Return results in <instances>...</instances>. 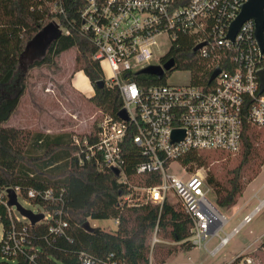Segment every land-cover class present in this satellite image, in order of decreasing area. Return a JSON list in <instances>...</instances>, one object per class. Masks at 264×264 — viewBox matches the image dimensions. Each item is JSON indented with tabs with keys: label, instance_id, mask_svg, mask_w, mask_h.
Returning <instances> with one entry per match:
<instances>
[{
	"label": "built area",
	"instance_id": "1",
	"mask_svg": "<svg viewBox=\"0 0 264 264\" xmlns=\"http://www.w3.org/2000/svg\"><path fill=\"white\" fill-rule=\"evenodd\" d=\"M247 1L88 0L81 13V29L92 38L94 59L100 62L105 86L118 90L122 107L115 116L98 110L96 133L90 127L72 135L73 158L80 165L95 166L100 172L117 170L114 175L120 189L113 204L116 210L149 204L162 207L166 202H178L192 222L188 242L212 256L264 204L263 199L251 214L222 236L229 219L208 198L213 189L207 183L206 169L201 167L191 172L182 163V158L191 151L236 153L241 148L245 125L264 128V90L261 91L264 47L256 38L254 19L246 20L234 39L229 37L231 25ZM55 23L62 32L69 33L59 21ZM163 35L167 36L169 45L161 51ZM181 35L196 36L195 47L203 44L197 50L200 58L209 60L212 72L220 69L210 81V87L201 88L191 82L140 83L136 79L140 71L151 65H163V58L168 57ZM122 110L124 118L119 116ZM131 160L137 161L135 176L151 175L152 182L154 179L158 182H135L126 170ZM9 189L16 192L17 198L24 195L19 186L0 193V203L7 207L13 219L14 207L8 205ZM64 193L63 189H29L24 198L63 205ZM36 205L42 209L37 213L43 212L46 221H53L50 232L65 235L68 222L63 208L46 211L40 204ZM110 218L119 224L118 217ZM26 231L24 228L23 233ZM215 237L219 242L209 248ZM7 240L11 243L3 244L5 253L10 251L15 255L23 250V236L16 233L15 225ZM159 241L155 237L153 244ZM82 259L84 264H92L90 257L82 255ZM244 260L256 264L250 256Z\"/></svg>",
	"mask_w": 264,
	"mask_h": 264
},
{
	"label": "trees",
	"instance_id": "2",
	"mask_svg": "<svg viewBox=\"0 0 264 264\" xmlns=\"http://www.w3.org/2000/svg\"><path fill=\"white\" fill-rule=\"evenodd\" d=\"M87 3L88 0H0V193L19 186L26 198L29 189H63V205L40 198L28 201L40 204L46 211L63 208L68 222L65 235H53L50 232L52 220L43 219L31 225L28 219L16 213L11 219L7 207L0 203L3 231L0 256L6 260L0 264H84L82 255L90 257L92 264H166L178 252L194 248L188 242L192 222L178 202H166L162 207L149 204L116 210L113 204L120 189L117 177L112 171L100 172L93 165H80L73 158V133L33 132L9 124L22 98L33 86L31 71L54 66L56 60L70 50L76 52L74 74L83 71L94 87V95L83 99L91 107L114 116L122 107L116 88L95 86L103 80L104 74L100 62L94 59L91 36L81 29V13ZM56 20L69 33L62 32L40 57L37 55L27 61L29 52H37L31 45L34 37ZM196 38L181 35L162 62L174 58L175 66L171 71H189L191 84L209 88L212 67L209 60L201 59L194 51ZM166 77L159 79L141 74L136 79L143 85H152L165 84ZM92 129L97 132V120ZM261 140H264V128L245 125L240 151H191L182 158V163L191 172L204 167L217 205L231 208L262 170ZM136 163L131 160L126 167L135 182H158V179L152 182L151 175L135 176ZM111 216L119 218L115 231L100 226L87 231L82 227L89 219L102 220ZM13 225L16 233L23 236V250L15 255L2 250L6 241L11 243L7 237ZM24 228H27L25 233ZM154 237L160 241L153 244ZM263 247L264 241L255 251L239 255L228 264H247L244 259L249 256L256 263L264 264Z\"/></svg>",
	"mask_w": 264,
	"mask_h": 264
},
{
	"label": "rangeland",
	"instance_id": "3",
	"mask_svg": "<svg viewBox=\"0 0 264 264\" xmlns=\"http://www.w3.org/2000/svg\"><path fill=\"white\" fill-rule=\"evenodd\" d=\"M160 41L161 51L166 50L169 45L167 36L163 35ZM37 55L39 52H30L27 61L36 58ZM75 55V50H70L62 54L54 66H43L31 71L30 81L33 86L22 98L18 111L9 121L10 125L26 128L33 132L50 134L69 132L73 135L92 128L95 115L99 116L98 109L91 107L84 100L85 98L83 99V97L90 98L94 94L91 88L83 87V94L73 85V82H77L82 76L79 73L74 75ZM190 81L191 74L186 70H173L166 77V82L171 85H185ZM95 118L97 120V117ZM260 147L264 150V140L260 141ZM208 198L217 205L214 191L208 194ZM263 199L264 165L260 174L247 185L236 205L231 208H221L217 205L218 209L229 219V223L224 227V232L221 235L229 233L246 215L251 214ZM18 201L24 208L34 213L42 210L40 206L30 203L22 196L18 198ZM13 209L21 217L17 209L15 207ZM90 223L92 226H100L109 231H115L118 227L113 218L93 220ZM2 233L1 227L0 238ZM219 240L218 237L213 238L209 248H212ZM263 241L264 204L217 255L212 256L203 248H193L190 251L178 252L170 257L166 264H228L240 254L247 255L255 251ZM165 242L171 244L170 241ZM4 261L6 260L0 256V263Z\"/></svg>",
	"mask_w": 264,
	"mask_h": 264
},
{
	"label": "water",
	"instance_id": "4",
	"mask_svg": "<svg viewBox=\"0 0 264 264\" xmlns=\"http://www.w3.org/2000/svg\"><path fill=\"white\" fill-rule=\"evenodd\" d=\"M254 19L256 23V38L260 43L261 47H264L263 40V29H264V0H248L242 5L241 11L236 18V20L232 23L229 37L234 39L237 32L239 31L242 24L248 19ZM62 33L60 26L51 22L47 26H45L33 39L31 45L39 52V55L42 54L46 47L55 39H57ZM203 44H200L194 48L196 52ZM34 51V50H33ZM34 53V52H33ZM30 55V52L29 54ZM175 66L174 58L170 57L167 59L163 65H151L140 71L141 74L155 76L159 79L163 78L166 71H170ZM220 73V69L217 68L212 73L210 81H212L217 75ZM261 91L264 90V73L261 72ZM96 87L102 88L105 86L103 80L98 81L95 84ZM119 116L121 118L125 117L124 111L119 112ZM114 173L117 174V170H114ZM8 205L11 207H15L21 216L28 219L31 225H35L37 222H40L44 219L45 214L43 212L34 213L29 209L24 208L18 201L17 194L13 189L8 190ZM82 227L87 231H92L94 226L91 225L89 221H86Z\"/></svg>",
	"mask_w": 264,
	"mask_h": 264
},
{
	"label": "crops",
	"instance_id": "5",
	"mask_svg": "<svg viewBox=\"0 0 264 264\" xmlns=\"http://www.w3.org/2000/svg\"><path fill=\"white\" fill-rule=\"evenodd\" d=\"M77 73H79V74H81L82 76H80V78L78 79V81L77 82H73V85H74V87L77 89V90H79L81 93H83L84 94V92H83V87H89V88H91L92 89V91H93V93H94V87H93V85L91 84V82H90V80H89V78L84 74V72L83 71H79V72H77ZM76 74V73H75ZM74 74V75H75ZM94 95V94H93ZM92 95V96H93Z\"/></svg>",
	"mask_w": 264,
	"mask_h": 264
},
{
	"label": "flooded vegetation",
	"instance_id": "6",
	"mask_svg": "<svg viewBox=\"0 0 264 264\" xmlns=\"http://www.w3.org/2000/svg\"><path fill=\"white\" fill-rule=\"evenodd\" d=\"M167 59H169V58H167ZM167 59H166V60H167ZM163 63H164V62H163Z\"/></svg>",
	"mask_w": 264,
	"mask_h": 264
}]
</instances>
